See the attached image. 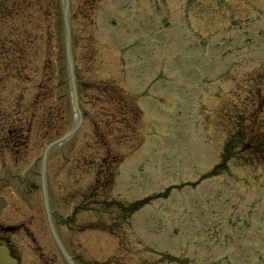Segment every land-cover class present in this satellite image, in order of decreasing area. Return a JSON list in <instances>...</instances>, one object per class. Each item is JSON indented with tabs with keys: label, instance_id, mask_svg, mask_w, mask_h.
<instances>
[{
	"label": "rangeland",
	"instance_id": "374dc122",
	"mask_svg": "<svg viewBox=\"0 0 264 264\" xmlns=\"http://www.w3.org/2000/svg\"><path fill=\"white\" fill-rule=\"evenodd\" d=\"M21 1L0 0V47L5 49L0 53V98L7 99L0 104V204L7 200L0 205V240L9 234L20 263L66 264L48 230L44 185L61 245L76 264L106 262L114 255L117 245L106 253L108 242L99 232L77 234L78 225L104 215L105 203L97 204L100 193L92 196L89 187L96 170L100 176L112 170L125 177L114 183L110 197L128 210L136 200L173 188L147 214L164 217L156 227L148 218L147 224L137 223L149 207L134 215L132 238L140 236L147 249L134 243L143 254L134 252L124 263L119 257V264H264V165H243L252 156L242 150V161H230L224 175L200 181L220 162L234 132L232 116L248 111L256 131L264 132V0H68L77 106L85 117L77 133L57 148L54 138H66L77 117L64 34L57 27L62 4L48 0L54 17L5 14ZM46 30L57 35L51 40L54 76L45 70L51 52ZM10 39L14 42L8 46ZM20 57L32 59L33 65L21 68L24 76L16 79L9 61ZM25 96L27 102L14 101ZM103 121L111 133L101 136L111 147L104 140L97 151L88 136L93 124ZM49 147L54 150L43 168ZM132 156L136 160L128 163ZM83 194L100 214L83 211L75 229L62 225L84 201ZM29 217L26 234L2 230ZM249 234L261 239V256L256 253L253 261ZM158 237L163 243L156 244Z\"/></svg>",
	"mask_w": 264,
	"mask_h": 264
},
{
	"label": "bare ground",
	"instance_id": "6f19581e",
	"mask_svg": "<svg viewBox=\"0 0 264 264\" xmlns=\"http://www.w3.org/2000/svg\"><path fill=\"white\" fill-rule=\"evenodd\" d=\"M6 97H7V96H6ZM158 187H160V186L155 185V187H154L153 189L158 188ZM160 188H161V187H160ZM151 197H152L154 200L158 199V200L165 201V200L169 197V189L166 188L164 192H162V193H156L155 195H152ZM6 201H7V200H5L4 202H2V203L0 204V205H1V208L4 207V206H6V205H5ZM0 211H1V210H0Z\"/></svg>",
	"mask_w": 264,
	"mask_h": 264
},
{
	"label": "water",
	"instance_id": "95a60500",
	"mask_svg": "<svg viewBox=\"0 0 264 264\" xmlns=\"http://www.w3.org/2000/svg\"><path fill=\"white\" fill-rule=\"evenodd\" d=\"M67 51H68V46H67ZM0 259L4 260V259H6V257L4 255H1ZM6 263L7 264H14L13 262H9L7 259H6Z\"/></svg>",
	"mask_w": 264,
	"mask_h": 264
},
{
	"label": "trees",
	"instance_id": "16d2710c",
	"mask_svg": "<svg viewBox=\"0 0 264 264\" xmlns=\"http://www.w3.org/2000/svg\"><path fill=\"white\" fill-rule=\"evenodd\" d=\"M238 134V136H240L241 134H244L242 131H240L239 133H237Z\"/></svg>",
	"mask_w": 264,
	"mask_h": 264
}]
</instances>
